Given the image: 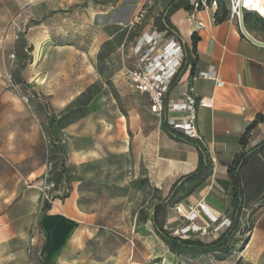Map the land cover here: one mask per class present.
I'll list each match as a JSON object with an SVG mask.
<instances>
[{"label":"rangeland","instance_id":"rangeland-1","mask_svg":"<svg viewBox=\"0 0 264 264\" xmlns=\"http://www.w3.org/2000/svg\"><path fill=\"white\" fill-rule=\"evenodd\" d=\"M148 1L0 0V162L10 169L0 185L16 205L23 190L39 193L49 160L51 179L64 191L50 203L39 193L27 222L9 225L18 245L25 236L30 264H46L44 249L56 243L57 226L47 225L48 235L44 220L57 212L54 203L71 194L85 215L76 220L72 238L78 244L75 261L61 264H233L232 256L243 250V229L232 230L218 253L175 252L155 233L151 217L166 197L143 177L148 157L133 132L140 124L154 127L156 117L139 104L126 75L139 27L129 24ZM46 204L50 210L44 212ZM16 206L18 215L30 211ZM159 224L176 237L172 205L161 210Z\"/></svg>","mask_w":264,"mask_h":264},{"label":"crops","instance_id":"crops-1","mask_svg":"<svg viewBox=\"0 0 264 264\" xmlns=\"http://www.w3.org/2000/svg\"><path fill=\"white\" fill-rule=\"evenodd\" d=\"M215 1V6L199 10L192 18L186 0H151L147 6L139 7L145 16L133 41L142 32L155 29L166 38L176 37L184 48L183 68L166 94L165 103L179 101L192 90L198 99L210 100L211 106L197 108L199 140L174 130L177 137H173L164 130L162 125L166 123L155 118L154 127L140 124L135 128L134 142L143 144L148 157L143 177L150 186L163 191L164 198L177 180L196 170L198 144L208 162V173L200 181H185L175 195L182 197L178 203L187 206L201 202L216 216L232 221L230 233L245 231L248 236L243 250L238 256H232L233 264L264 262V146H260L264 142V46L243 35L239 20L230 14L229 0L227 3ZM198 23L204 28L197 29ZM243 25L252 39L264 43L262 18L246 12ZM210 66L221 77L223 87L218 88L200 77ZM138 101L149 111L145 94H139ZM241 156L245 159L238 170L240 198L236 199L230 168ZM1 167L4 171L0 169V183H6L10 169L2 162ZM9 192L0 185V264H30L25 236H20L18 245L14 240L16 235L8 228L15 221L27 222L39 193L23 190L16 196V205L30 208L27 214L18 215L20 208L9 202ZM77 198L71 194L59 204L54 203L57 212L50 215L49 211L44 220L48 235V226H57L53 234L56 243L44 249L46 264L75 261L73 254L78 251V244L72 238L78 230L76 220L85 215L78 207ZM203 221L200 217L198 223ZM248 222L250 227L243 228Z\"/></svg>","mask_w":264,"mask_h":264},{"label":"built area","instance_id":"built-area-1","mask_svg":"<svg viewBox=\"0 0 264 264\" xmlns=\"http://www.w3.org/2000/svg\"><path fill=\"white\" fill-rule=\"evenodd\" d=\"M240 1L229 0L230 14L237 20L240 15ZM215 5V0H186V6L191 11V18L199 10H207ZM246 12L254 13L264 20V17L260 16L258 12L242 4V14L244 15ZM144 16L145 11L139 9L129 25L140 24ZM203 28L204 25L198 23L197 29ZM131 53L134 66L126 71L127 79L137 93L145 94L148 97L149 111L157 120L164 121L170 129L180 131L188 138L199 140L200 136L196 128L197 108L210 107V100L198 99L190 90L184 94L181 100L165 103L166 94L184 64V48L179 40L176 37L166 38L157 30L151 29L142 32L133 41ZM200 77L213 82L218 88L224 86L213 66L201 73ZM211 161L213 162L214 159L211 158ZM53 171V163L46 160L38 184V191L43 202L50 203L54 194L57 196L64 194V191H61L51 179ZM172 210L179 221L177 227L172 229V235L181 239L208 235L219 238L232 226L230 219L216 216L201 202L187 206L174 203ZM200 217L204 220L202 223H198Z\"/></svg>","mask_w":264,"mask_h":264},{"label":"trees","instance_id":"trees-1","mask_svg":"<svg viewBox=\"0 0 264 264\" xmlns=\"http://www.w3.org/2000/svg\"><path fill=\"white\" fill-rule=\"evenodd\" d=\"M174 83V82H173ZM263 119V118H260ZM164 130L171 136L177 137L175 132L171 130L168 126L165 124L162 125ZM264 146V142L260 145ZM196 148L199 153V160H198V166L194 172L191 174L177 180L171 187L170 192L168 196L166 197V203L163 205H157L154 209V214L151 217L152 224L154 226V230L156 235L166 244L170 247L172 251L175 252H188V253H210V252H219L225 249L228 240H229V233L231 227L220 236L218 240L209 242V243H203L200 240H190V239H181L178 237H172L168 234H165L159 224V216L161 210H164V208L167 205H172L174 203H178V201L172 202L173 197H175L176 194H178L182 187L183 183L185 181L189 180H202L206 174L208 173V162L206 160L205 154L202 150V148L196 144ZM244 157L241 156L238 159L234 161V165L232 168H230L231 174V180L234 188V197L236 199L240 198V183H239V176H238V170L240 166L243 164ZM50 210L49 204H46L44 207V212H47Z\"/></svg>","mask_w":264,"mask_h":264},{"label":"bare ground","instance_id":"bare-ground-1","mask_svg":"<svg viewBox=\"0 0 264 264\" xmlns=\"http://www.w3.org/2000/svg\"><path fill=\"white\" fill-rule=\"evenodd\" d=\"M242 4H245V6H248L251 10L258 12L260 16L264 17V0H246L245 2L241 0V6Z\"/></svg>","mask_w":264,"mask_h":264},{"label":"water","instance_id":"water-1","mask_svg":"<svg viewBox=\"0 0 264 264\" xmlns=\"http://www.w3.org/2000/svg\"><path fill=\"white\" fill-rule=\"evenodd\" d=\"M243 14H242V6H241V1H240V15H239V24H240V28H241V31L243 33L244 36H246L249 40L259 44V45H263L264 46V43H261V42H257L255 41L254 39H252L248 33L246 32L245 28H244V25H243Z\"/></svg>","mask_w":264,"mask_h":264}]
</instances>
